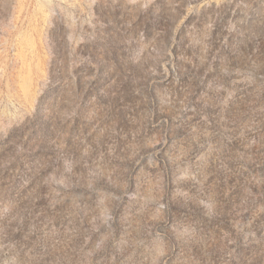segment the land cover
Here are the masks:
<instances>
[{"label":"rangeland","instance_id":"rangeland-1","mask_svg":"<svg viewBox=\"0 0 264 264\" xmlns=\"http://www.w3.org/2000/svg\"><path fill=\"white\" fill-rule=\"evenodd\" d=\"M0 264H264V0H0Z\"/></svg>","mask_w":264,"mask_h":264}]
</instances>
